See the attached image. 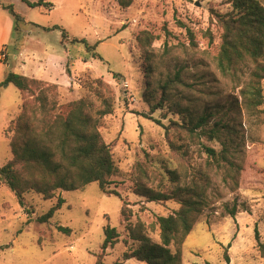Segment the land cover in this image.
<instances>
[{
	"label": "rangeland",
	"instance_id": "rangeland-1",
	"mask_svg": "<svg viewBox=\"0 0 264 264\" xmlns=\"http://www.w3.org/2000/svg\"><path fill=\"white\" fill-rule=\"evenodd\" d=\"M3 1L26 21L67 30L63 37L60 29L20 25L8 45L10 57L0 45L10 61L23 39L29 54L47 48L66 57L70 76L60 61L51 66L60 84L48 90L50 104L60 105L55 111H66L67 103L84 96L97 107L99 90L113 97V112L101 118L99 131L116 165L110 187L120 195L104 193L92 182L58 190L52 199L28 191L22 206L0 180V264H96L99 258L105 264H146L125 254L139 247L143 236L160 243L157 217L173 214L180 204L148 201L135 187L171 188L175 182L169 171L182 184L198 171L209 180L207 206L182 244V264H264V248L255 238L257 229L264 245V103L247 106L241 95L253 65L229 75L216 66L223 33L217 14L231 11L230 1L133 0L123 6L118 0H48L50 11L22 0ZM143 31L154 36L151 43L140 41ZM74 38L97 46L88 51ZM32 73L28 70V76ZM97 78L107 85H97ZM5 85L0 86V165L12 157L5 127L20 114L22 101L14 84ZM162 91L170 99L153 109L150 102ZM200 116H207L206 123L188 130ZM205 147L213 148L216 158ZM58 196L65 199L62 207L41 223L38 217ZM124 202L130 209L127 220L121 214ZM107 225L119 237L103 251ZM170 248L175 250L174 243Z\"/></svg>",
	"mask_w": 264,
	"mask_h": 264
},
{
	"label": "trees",
	"instance_id": "trees-1",
	"mask_svg": "<svg viewBox=\"0 0 264 264\" xmlns=\"http://www.w3.org/2000/svg\"><path fill=\"white\" fill-rule=\"evenodd\" d=\"M29 7L43 6L50 11L53 7L48 0H22ZM123 6H129L133 0H118ZM232 10L225 14H217L218 21L223 27L222 40L216 55V66L224 74H234L241 65H253L249 81L241 90L247 106L258 107L264 103V4L261 0H229ZM0 5L9 12L14 21V31L20 25L33 24L46 30L60 29L65 37L67 30L59 25L41 26L26 21L15 10L13 4L0 0ZM140 41L149 44L154 36L143 31L138 37ZM74 42L86 44L88 51L95 48L89 45L85 38H74ZM95 58L102 59L95 52ZM66 74L70 76L69 62L66 63ZM94 82L104 87L102 78ZM14 84L21 93L20 114L12 118L5 129L11 133L10 149L12 157L0 165V180L17 196L20 204L25 205L24 194L34 191L43 199H52L58 190H78L96 182L100 189L109 195L119 196V192L111 188V177L116 172L110 145L99 131L101 118L111 114L114 109V99L105 91H98L100 104L94 107L88 96L81 97L65 105L66 111H55L59 104H50L49 89L57 90L60 84L43 79L29 77L8 71L0 86ZM165 91L159 98L150 102L152 108L162 107L169 100ZM157 101L155 104H153ZM57 105V106H56ZM158 105V106H156ZM207 116H200L195 122L190 121L188 130L194 131L204 125ZM212 158H216L213 148L205 147ZM175 185L167 189H155L138 183L135 192L148 201L175 200L180 206L173 214L158 216L160 228V243H153L143 236V243L125 254V259L135 258L146 264H182V244L198 221L203 209L207 206L206 189L209 180L198 171L191 180L182 184L177 173L169 171ZM65 202L58 196L47 212L40 215L41 223L48 222ZM123 203L121 214L125 220L130 216V209ZM59 230L70 234L68 226L58 225ZM105 238L102 250L112 247L118 242L119 233L115 227L105 228ZM255 238L259 233L255 230ZM174 243L175 250L170 248ZM96 264H105L100 258Z\"/></svg>",
	"mask_w": 264,
	"mask_h": 264
},
{
	"label": "crops",
	"instance_id": "crops-1",
	"mask_svg": "<svg viewBox=\"0 0 264 264\" xmlns=\"http://www.w3.org/2000/svg\"><path fill=\"white\" fill-rule=\"evenodd\" d=\"M2 2L5 3L3 0ZM13 35H14L13 18L9 14V12L0 5V45L4 47L3 51L6 50L8 52V45L11 43ZM26 43H27L26 39H23V41H21V44L19 45L20 48L19 54L15 55L14 61H10L9 58L7 60L2 59L1 58L2 52L0 53V83L5 79L8 73L7 70L3 69L2 67L3 65L5 69L7 68L16 73L27 76H28V70L36 71V75L32 73L34 78L59 83L57 79L53 77L51 66L56 61H60L62 70H64V67L66 66V62H67L66 57H64L61 54H55L53 52H49L47 48L44 51L40 52L42 54L39 53L36 54L35 52L32 51L29 54L28 53L29 48L27 47ZM8 57H10L9 52H8ZM67 81L68 80H65L64 82H61V84L66 85ZM7 86L8 85H5L4 87ZM1 112H2V105L0 104V113Z\"/></svg>",
	"mask_w": 264,
	"mask_h": 264
},
{
	"label": "built area",
	"instance_id": "built-area-1",
	"mask_svg": "<svg viewBox=\"0 0 264 264\" xmlns=\"http://www.w3.org/2000/svg\"><path fill=\"white\" fill-rule=\"evenodd\" d=\"M6 57H7V55H6L4 52H2V54H1V58H2V59H6Z\"/></svg>",
	"mask_w": 264,
	"mask_h": 264
}]
</instances>
